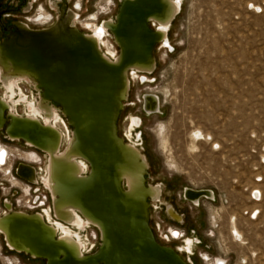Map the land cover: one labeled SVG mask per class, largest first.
Wrapping results in <instances>:
<instances>
[{"label": "rangeland", "instance_id": "1", "mask_svg": "<svg viewBox=\"0 0 264 264\" xmlns=\"http://www.w3.org/2000/svg\"><path fill=\"white\" fill-rule=\"evenodd\" d=\"M20 1L25 8L3 11L1 16L12 23L27 22L33 28L50 26L61 9L75 6L72 2L52 7L50 0ZM179 1L180 9L169 24L167 38L154 46L153 71L146 74L149 77L144 82L138 78L130 82L117 119V133L129 143L127 121L140 118L132 139H138L137 149L148 162L146 184L162 191L161 201L149 200V224L159 243L178 247V241L165 239L168 225L177 224L188 236L199 239L191 260L180 251L190 264H217L218 259L223 264H264V0ZM120 4L121 0H81L77 13L82 20L94 12L98 14L96 24L101 25L104 20L114 21ZM29 6L32 8L27 11ZM39 6L48 14L47 24L36 16ZM149 25L153 30L157 27L153 21ZM77 28L84 32L79 24ZM105 36L117 47L109 30ZM19 87L26 97L31 98L32 90L39 99L31 83L21 82ZM146 94L158 97L154 113L144 109ZM0 97H4L1 89ZM18 104L12 111L26 116L23 105ZM57 112L71 132L66 117L58 108ZM161 137L166 138V148L160 147ZM64 144L63 137L61 146ZM0 145L12 148L0 169V198L6 195L11 203L23 200L13 206L15 210H41L20 208L24 194L29 193L11 185L8 176L14 168L11 163L21 162L34 166L40 174L43 154L37 153L40 161L31 164L25 157L27 152H21L26 146L10 142L2 129ZM185 187L211 190L213 198L192 205L184 200ZM30 192L39 198L46 193L37 184ZM168 205L183 217V223L169 217ZM93 228L85 232V254L99 245ZM0 246V264H44L26 254L15 255L1 240Z\"/></svg>", "mask_w": 264, "mask_h": 264}, {"label": "water", "instance_id": "2", "mask_svg": "<svg viewBox=\"0 0 264 264\" xmlns=\"http://www.w3.org/2000/svg\"><path fill=\"white\" fill-rule=\"evenodd\" d=\"M166 1L121 0L112 26L108 27L118 47L117 61L105 58L95 43L81 37L80 30L78 37L71 42L62 40L61 43H56L35 35L29 38L22 50L14 49L16 54L20 53V59L28 63L26 67L36 72L37 91L66 117L72 129L71 134L75 133L77 148H80L82 138L85 142L84 149L80 148L81 158L87 162L89 169L87 175H82L85 179L76 184H90L95 187L99 184L102 192L97 210L90 209L100 226L94 225L99 233L97 249L82 258L71 254H58L56 233L44 234L41 231L46 228L40 224L39 233L35 231L40 237L39 244L31 246L38 247L40 251L35 258L45 261V264H190L180 256L178 248L156 241L149 224L150 196L143 193L135 202L130 201L125 196L128 190L125 179L117 176L114 167L120 161L118 146L128 145L117 133V119L129 88L127 85L122 90V84L125 83L126 73L132 65L149 61L153 63L154 46L162 39L149 23L157 22L154 17L161 12ZM66 10H60V16L65 15ZM177 13L178 11L170 22ZM16 23H11L6 28L8 33L4 34L3 43L10 34L17 33ZM74 34L77 35L72 31V35ZM154 67L155 63L151 72ZM120 90L121 96L118 98L115 93ZM148 98L153 110H157V96L152 94L144 96V109L148 108ZM114 104H117L116 108ZM0 118V129L4 128L6 134L14 119H18L7 105L3 107ZM85 128L88 129V135L82 136L81 132ZM20 138L23 141L25 139L22 136ZM138 160L141 161L140 158ZM20 166L21 163H18L16 174L24 178L23 173L19 172ZM28 168V174L33 175V167ZM147 168L145 166L141 175L140 186L144 189L150 186L145 180ZM201 191L208 190L199 192ZM97 199L96 194L92 200ZM4 206L10 211V205L5 202ZM128 207L134 208L133 212L140 221L139 227H133ZM169 217L180 223L176 218ZM21 252L32 256L30 251Z\"/></svg>", "mask_w": 264, "mask_h": 264}, {"label": "bare ground", "instance_id": "3", "mask_svg": "<svg viewBox=\"0 0 264 264\" xmlns=\"http://www.w3.org/2000/svg\"><path fill=\"white\" fill-rule=\"evenodd\" d=\"M179 9V0H167L166 3H163L161 12L155 15L154 19H156L157 22H153H155V26H157L156 34L162 40L167 38L166 31L169 27L170 19ZM90 15L92 18L94 17V20L96 13L92 12ZM111 26V20H104L101 25H97L90 31L82 32L81 37L95 43L97 49L105 58L117 61L118 52L115 55L109 52V43L107 40L104 41L106 37L105 33L108 27ZM86 27H90V25L87 24ZM72 31H75L77 35H72ZM78 31L79 29L72 23H55L49 28L37 30L17 27V33L10 34L5 43H0V83L4 95L3 98L0 97V115L3 107L7 105L14 117L18 118L14 119L13 124L7 130V134L5 132L4 134L10 142H22L24 146L38 150L45 157L44 167L40 174L37 173L34 166L21 162L19 172L23 173L24 178L19 179L31 185L15 177V167L17 164L12 168L15 176L11 172H9L8 176V181L11 185L19 186L25 193H29L25 194L26 197L30 195L32 184L40 185L47 194H45L42 199L39 198L40 201L38 200L34 207L30 204L27 207L36 209L42 206L43 210H38L37 212L32 211V213L24 210H15L7 200L6 203L10 205V211H5L0 215V238L4 247L8 251L16 254L24 255V253L21 252L22 250L30 251L32 255L31 258H35L39 253L38 251H40L37 249L38 247L31 246V244H39L40 237L35 234V231L37 234L39 233L38 225L40 224L46 228L43 229L44 231H41L44 232V234L54 235L56 233L55 239H58V241H56L55 244L57 245L58 254H71L76 258H82L85 255L84 251L88 249L84 246L88 240L87 234H85L86 230L91 226L94 227V225L100 227L99 223H97L94 216L90 213L91 208H97L96 206L102 195L99 184L97 187L90 184L84 186L76 184L85 179L82 176V172L88 169L81 158L80 148L84 149L85 143L84 140H82L83 138L80 141V148H77L75 133L71 134L65 120L57 112V108L49 104L48 99L44 98L40 93H38L39 99H36L32 90L31 98L26 97L20 90H17V87L12 85L14 82L24 81L27 84L31 83L36 90L38 88L36 72L26 67L28 63L24 59H20V53L16 54L17 52L14 51V49L22 50L29 38L35 35L54 40L56 43H61L62 40L71 42L73 38L78 37ZM154 63L155 59L153 63L149 61L145 64L132 65L126 73V79L125 83L122 84V90H125L127 85H130L131 74L133 72L140 74L139 78L141 79L148 76L146 74L151 72ZM120 92L121 90L117 91L115 96L119 98L121 96ZM15 98L17 99L15 100ZM18 102L23 105V111L26 113V116L16 115L12 111V109L14 110L15 107L17 108V106L20 105ZM146 102L148 107L146 110L147 113H154L156 110L154 111L151 107V100L148 98ZM114 105V108H116L117 104ZM24 117L25 119L23 120ZM134 119L137 120L136 126L139 124L140 118L132 117L131 121H134ZM1 122L0 118V125ZM2 130H4V128H2ZM81 135H88V129L85 128L82 130ZM20 136L25 138L24 141ZM137 136L139 135L137 134ZM63 137L65 144L61 146ZM192 142L194 143V140ZM166 143V138L161 137L160 147L166 148ZM192 146L191 148L195 147L194 145ZM118 148L120 161L114 167L117 176L125 179L128 186L125 196L130 201L135 202V200L144 193V195L150 196V198L155 201L157 195L155 187L149 186L147 189H144L140 186L141 175L143 174L145 166L148 165L145 156H141L137 151V146L131 142L125 147L119 145ZM0 150L3 151L4 155L10 158L9 153H6L5 149L1 148ZM26 152L27 153L24 151L27 160L36 161V163H38V157H36L37 155L34 151ZM4 155H0L1 160L5 158ZM15 155L18 159H24L21 157V153H15ZM32 155H35V158H33ZM139 158L141 161L138 160ZM29 166L33 167V175L28 174L30 171L28 168ZM200 190L205 189L185 187L183 190L184 199L190 201L193 205H197L200 198L209 200L213 198V192L211 190L199 192ZM91 194H93L92 197ZM96 194L98 199L97 201H93L92 199ZM258 195L255 192L253 193L254 197H258ZM47 203H49V206H47ZM128 209L133 221V227H139L140 221L133 212L134 208L128 207ZM167 213L171 217H174L169 210ZM32 226L35 229L31 228ZM93 229L97 231L95 227ZM233 230L237 233L234 225ZM97 234L99 239L98 231ZM25 240L28 241V243H26ZM35 241H37V243ZM177 248L180 251H185V248L182 246H178ZM188 258L191 260L190 257ZM223 262L222 260H217V264H223ZM43 263L45 264V261H43Z\"/></svg>", "mask_w": 264, "mask_h": 264}, {"label": "flooded vegetation", "instance_id": "4", "mask_svg": "<svg viewBox=\"0 0 264 264\" xmlns=\"http://www.w3.org/2000/svg\"><path fill=\"white\" fill-rule=\"evenodd\" d=\"M80 1L81 0H50V5L53 7L54 5L58 4V3H61L63 5H67V4H70V2L74 3L75 6L74 7H68L66 12H65V15L63 16H58L55 23H72L74 25H76L77 27V24L80 25V28L81 29H84V31H90L91 29H93L94 27L97 26L96 24V21H97V15L95 16V19L93 20V18H90L89 15L90 13L88 14L87 17H85L84 19H79V16H78V13L77 11L80 9ZM111 1V0H110ZM23 5V3H21L20 0H0V43L3 42V37H4V34L8 33V31L6 30V28L13 22L12 20H9L7 18H2L1 15H4L3 11H9V10H21L22 8H25L26 6H21ZM32 8V6H29L27 8V11H30ZM61 9V8H60ZM119 9V8H118ZM62 10V9H61ZM118 12V11H117ZM36 16H39L40 17V23L42 24H47L50 19L47 17L48 14L45 12V9L42 7V6H39V8L36 10ZM30 19H28L29 21ZM27 21V20H26ZM55 23L51 24L50 26H47V27H41V28H33L31 26H29V24L27 22H23V21H18L16 23L17 27H26L28 29H33V30H37V29H43V28H49L51 26H53ZM90 25V27H86V25ZM107 40V42L109 43V46H110V49H109V52H111L112 54H116L118 52L117 50V47L114 46V44L108 39V38H104V41ZM104 43V42H103ZM105 48V47H104ZM140 77V74H136V73H132L131 74V81H133L135 78H138L139 80H141L142 82H144L145 80H147V78L149 76H145L143 78H139ZM23 82V83H26L24 81H17V82H14V84H12L13 86L17 87V90H21V88L19 87V84ZM27 84V83H26ZM1 91H2V88H0ZM23 93V92H22ZM131 118H129V120L127 121V124H126V128H125V135L126 137L130 140L131 143H134L135 145L136 144V140L138 139H135L133 140L132 139V131L134 130V126L137 122L136 119H134V121H131ZM61 120L64 122V120L61 118ZM141 121V120H140ZM139 121V123H140ZM65 123V122H64ZM130 128V129H129ZM20 144L23 145L22 142H19ZM3 148L5 149L6 153H9V150H10V147L8 146H4V145H0V149ZM20 150V149H18ZM21 151H34L35 154L37 155V153L39 154H42L41 152H39L38 150L36 151V149H33V148H29V147H26L25 150H21ZM9 156L10 153H9ZM37 157V156H36ZM44 158V163H45V157L43 156ZM9 160V157H7L6 159V155H5V163H4V166L6 165L7 161ZM147 160V159H146ZM12 161V160H11ZM40 160L38 159L37 162H39ZM31 164H34L32 163L33 161H29ZM148 163V162H147ZM12 164V163H11ZM36 164V162H35ZM44 167V165H43ZM12 174H13V171L11 169L10 171ZM14 175V174H13ZM15 176V175H14ZM16 177V176H15ZM18 178V177H16ZM19 179V178H18ZM21 180L22 182L24 183H27L26 181L22 180V179H19ZM28 185L30 183H27ZM31 185V184H30ZM150 186H153V185H150ZM155 187V192H157V195H156V200L155 201H161L162 198H161V195H162V191H161V188L158 187V186H154ZM46 192V191H45ZM183 193V191H182ZM47 194V193H45ZM48 197V195H47ZM185 200V199H184ZM201 200H207L209 201V199H205V198H200L199 199V202ZM48 201H49V197H48ZM154 201V202H155ZM187 201V200H186ZM190 204H192L190 201H188ZM199 202L197 205H199ZM193 205V204H192ZM47 206H49V203H47ZM167 211L169 210L170 213L178 220L180 221V223H183V217L176 212V210L174 209V207L172 205H168L167 206ZM170 228L168 231H166V235H165V239L167 238V240H170V241H178L180 244L178 246H182L185 248V251H184V254L188 255L190 257V255H192L195 251V247H196V244L199 243V239L194 237V236H188L181 228H179L177 226V224H169L168 225ZM90 228V227H89ZM154 233V231H153ZM155 235V233H154ZM87 236V235H86ZM156 237V236H155ZM157 239V238H156ZM1 240V238H0ZM180 240V241H179ZM2 241V240H1ZM190 243V244H189ZM85 248H88V245H84ZM14 253V252H13ZM15 255H17L16 253H14ZM182 256V255H181ZM41 261V259H39ZM219 260V259H218ZM217 261V260H216ZM43 262V261H42Z\"/></svg>", "mask_w": 264, "mask_h": 264}, {"label": "built area", "instance_id": "5", "mask_svg": "<svg viewBox=\"0 0 264 264\" xmlns=\"http://www.w3.org/2000/svg\"><path fill=\"white\" fill-rule=\"evenodd\" d=\"M0 155H4V153H3V151L2 150H0ZM4 157H5V155H4ZM6 159H7V156H6ZM4 163H5V158H3L2 160H1V158H0V169L2 168V167H4ZM11 167H14V165L13 164H11ZM16 168V167H15ZM1 172V171H0ZM15 175H16V177H18V178H21V177H19L17 174H16V170H15ZM34 185L35 184H32V189H33V187H34ZM14 188V187H13ZM17 188V187H16ZM31 189V190H32ZM11 190V189H10ZM30 190V191H31ZM14 191V193H16V190H12V192ZM37 191V190H36ZM24 194V193H23ZM25 195V194H24ZM29 196H31V198L29 197ZM28 196V198L26 197V199H25V201H24V204H22L21 206H20V208H22V207H25V208H27V209H35V208H28L27 206L30 204L31 206H35L36 205V202L39 200V197L38 196H36L35 195V193L33 194V196H32V194H31V192H30V195ZM44 197V196H43ZM42 196L40 197L41 199L43 198ZM8 200V198L6 197V195H4L3 197H1L0 198V215L1 214H3L5 211H7L6 210V208H5V206H4V203L6 202ZM23 200H21L20 198L19 199H16L15 200V202L14 203H11L10 202V204H11V206H12V208H13V206H19V204L22 202ZM40 201V200H39ZM42 206H39V207H37V208H41ZM36 208V209H37ZM41 210H43V207H42V209ZM167 239V238H166ZM182 252V251H181Z\"/></svg>", "mask_w": 264, "mask_h": 264}]
</instances>
